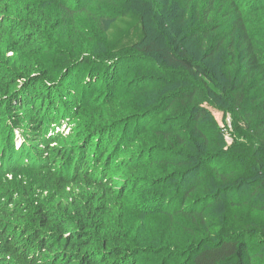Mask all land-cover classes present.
Instances as JSON below:
<instances>
[{"label": "trees", "instance_id": "trees-1", "mask_svg": "<svg viewBox=\"0 0 264 264\" xmlns=\"http://www.w3.org/2000/svg\"><path fill=\"white\" fill-rule=\"evenodd\" d=\"M158 1L139 0L143 10L119 11L108 25L87 23L108 53L145 56L142 90L124 91L118 69L102 78L91 64L99 88L85 97L65 74L79 40L65 36L75 1L0 0V264H138L152 245L132 236L128 201L174 176L181 188L162 192L163 204L177 201L173 214L198 221L202 233L183 264H263L251 240L264 242V226L224 223L214 209L228 203L264 219V0H206L197 10L189 0ZM174 3L179 20L169 12ZM219 53L222 75L207 62ZM173 67L191 73L193 85L155 88ZM203 88L228 99L244 124L246 135H234L238 154L223 151L221 130L201 106ZM63 108L64 129L52 132ZM235 155L239 169L249 158L244 171H260L256 178L233 175L226 164ZM237 190L247 198L234 199Z\"/></svg>", "mask_w": 264, "mask_h": 264}, {"label": "rangeland", "instance_id": "rangeland-1", "mask_svg": "<svg viewBox=\"0 0 264 264\" xmlns=\"http://www.w3.org/2000/svg\"><path fill=\"white\" fill-rule=\"evenodd\" d=\"M73 1H75L76 5H78L76 6L78 9H76L77 12L73 17L72 15H68L66 17L68 24L65 31V36L69 38L70 41L75 39V36L79 38V40H76L70 47H73V52L71 53L70 49V52L67 53L72 58L70 60L74 71L72 74L66 71L65 74L66 76L69 75V78H73V86H76V89L80 95L85 97L89 96V94H92L95 89L98 90L99 87L90 84L91 78L89 74L91 72L90 68L92 67H89V65L92 64L91 66L97 69V76L100 75L102 78H105L107 73L113 75L116 69H118L119 73L117 77L119 80L117 81L120 83L123 80V82L126 84L124 86V91L130 92L132 90H142L139 87L142 86V84L138 83V81L141 80L140 77L142 75V70L140 67L143 65L140 55H145L138 50L134 51L133 49L123 51V53H120L119 55L108 53L105 43L101 41L103 39L101 38V40H96V34L92 33L91 30H88L87 23L90 22L96 26L101 22V24L108 25L111 18L114 17L115 14L119 13V11L125 9H136L141 11L143 10V5L139 3V0ZM165 1L166 0H159L158 2L164 3ZM170 1L172 3L174 2L173 0ZM175 1L179 2L180 0ZM189 2H191L194 10H197L200 6L206 7V4L208 3L206 0H189ZM217 2H224V4L227 6L225 1L217 0ZM85 6L87 7V10L84 9ZM175 6L176 4L174 3V7L169 10V12L173 14V17L176 16L177 19L178 11H175ZM164 7L165 6H163V8ZM168 8L169 7H167V9ZM81 9H84L85 12H83ZM161 9L162 7L160 6V10ZM164 12L165 11H162V13ZM170 13L168 15H170ZM188 18L191 24H199V20L197 22L195 13L190 14ZM164 21L165 19L163 20V23ZM174 26L175 29L177 25ZM189 29L192 30V28ZM187 31L188 30L185 32ZM88 35L90 36V39ZM164 35L169 37L167 34ZM200 39H202V36H198L196 40ZM72 54H75L76 56H72ZM224 59L225 58H223V55L219 53L215 59L208 60L207 62L217 66V72L222 75V73H224L222 66V61H224ZM151 61L155 62L154 57H152ZM126 70L127 73H125ZM168 73H170V77L166 80L164 78L157 79L158 77H155L156 80L153 82L155 88L161 85L163 87L168 86V82L171 81V83L175 85L174 88L177 87L180 89L179 83L193 85V82L195 81V78L191 73H188L186 70L184 71L181 68L173 67L168 71ZM173 73L176 74L177 80L174 79L172 75ZM109 78L113 79L112 76ZM158 82L161 84H158ZM203 82L205 81L200 82V87ZM101 88V91L105 90V88ZM200 94L202 96L201 106L205 107L210 112V114L213 115L214 120L211 121L212 125L217 127L218 131L221 130L222 135L220 139L224 143L223 151H233L231 152L232 155L238 154L240 149L236 144L238 140L234 141V135L236 133L238 136L241 134L246 135L245 126L235 118V113H233V108L229 100L216 99L213 97V94L207 92L205 88H203ZM144 96L146 97L147 95L144 94ZM146 98H148V96ZM188 106L189 103L186 105H179V107L173 111L169 118L179 117ZM66 111L67 110L65 108L62 109L60 116L61 119L53 125L55 129H53L52 132L55 130L64 129L66 121L63 116L66 115ZM45 113L49 114L48 111ZM66 117L67 116H65V118ZM211 135L214 136L215 139V130H211ZM243 139L246 141L248 138ZM215 152L217 153V150L213 152V158L217 156ZM242 155L245 156V154ZM224 156L226 155L224 154ZM165 157L170 158L169 155H165ZM220 157L221 156L216 157L215 161L218 162ZM235 157L236 158L232 157L234 160H230L226 164L229 167V170L234 173L233 175L237 174L239 178H245L246 180H252L253 178L257 177L256 175L257 173H260V171L254 170L252 173H249L250 171H244V169H246V167L248 165L250 166L252 163L249 158H242L243 161H245V165L239 169L238 166L241 159L237 160V158L241 157L236 155ZM246 173L249 174L247 175ZM182 178H177L174 176L172 177L171 181H167L166 183L160 185V187L158 186L156 188H153L155 186L144 185L140 188V191L136 195L131 196L130 200L128 201L127 211L129 213V221L130 225L133 226L132 229L134 230L132 236L135 237V239L139 238L140 243L152 245L150 252H143L141 255H139L137 259L138 264H163L164 258L169 260L167 264H183L188 260L187 258L191 247L193 245H201L199 240L202 237V233L200 232L201 227L198 221H195L190 217H184L181 213L173 214V209L178 207V202L175 200L170 202L169 198L168 202L163 204L164 196L162 192H169L171 195L168 196H173L175 193H178L182 185ZM245 194L240 192V190H237L233 198L246 199L248 193L246 192ZM214 210L219 221L224 223L235 220L236 224L238 225L254 223V225L260 224V226H264V219L259 214L252 213L247 209L234 210L229 206L228 203L221 202L215 206ZM259 233L261 232L259 231ZM168 246L170 247V252L166 256L160 251H168ZM251 246L259 251L261 257H263L264 264V242L254 239L251 240ZM158 259L162 261L158 262Z\"/></svg>", "mask_w": 264, "mask_h": 264}]
</instances>
